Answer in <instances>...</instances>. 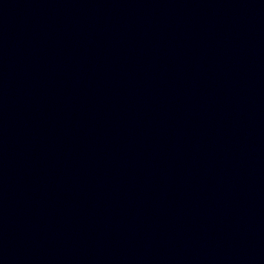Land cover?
Segmentation results:
<instances>
[{
	"label": "water",
	"instance_id": "water-1",
	"mask_svg": "<svg viewBox=\"0 0 264 264\" xmlns=\"http://www.w3.org/2000/svg\"><path fill=\"white\" fill-rule=\"evenodd\" d=\"M0 264H264V0H0Z\"/></svg>",
	"mask_w": 264,
	"mask_h": 264
}]
</instances>
